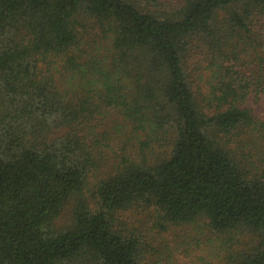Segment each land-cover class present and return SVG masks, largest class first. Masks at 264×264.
<instances>
[{
    "label": "trees",
    "instance_id": "1",
    "mask_svg": "<svg viewBox=\"0 0 264 264\" xmlns=\"http://www.w3.org/2000/svg\"><path fill=\"white\" fill-rule=\"evenodd\" d=\"M261 98L264 0H0V264H264Z\"/></svg>",
    "mask_w": 264,
    "mask_h": 264
},
{
    "label": "rangeland",
    "instance_id": "2",
    "mask_svg": "<svg viewBox=\"0 0 264 264\" xmlns=\"http://www.w3.org/2000/svg\"><path fill=\"white\" fill-rule=\"evenodd\" d=\"M249 103L253 106L254 111L261 117H264V98H261L259 100L250 99ZM71 216V207L68 206L65 208L63 213L61 214L58 222L59 223H65L70 219ZM179 231H182L183 234H178L179 239L181 242V246L179 248H174L173 250V261H169L167 264H197L194 263L196 256L203 251L201 249H198L195 246V241L189 237H186L187 234L190 233V229L186 226L179 228ZM171 242L174 243L173 238L171 237ZM156 260V257H154L151 253L147 252L146 259L144 260L143 264H154Z\"/></svg>",
    "mask_w": 264,
    "mask_h": 264
}]
</instances>
